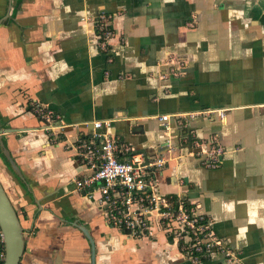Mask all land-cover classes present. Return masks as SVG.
<instances>
[{"label":"crops","instance_id":"0c3cea01","mask_svg":"<svg viewBox=\"0 0 264 264\" xmlns=\"http://www.w3.org/2000/svg\"><path fill=\"white\" fill-rule=\"evenodd\" d=\"M102 15L113 31L109 64L95 32ZM33 103L65 128L43 130ZM162 115L176 137L161 193L199 205L245 264H264V0H0V129L16 130L0 135V180L26 231L20 264H223L190 257L166 230L126 237L76 190L87 175L78 141L93 122H111L103 132L119 142V160L150 161L165 153ZM214 138L227 152L208 169L197 143ZM75 224L95 241L94 263Z\"/></svg>","mask_w":264,"mask_h":264},{"label":"built area","instance_id":"2783aa9c","mask_svg":"<svg viewBox=\"0 0 264 264\" xmlns=\"http://www.w3.org/2000/svg\"><path fill=\"white\" fill-rule=\"evenodd\" d=\"M94 22L98 45L107 51L113 31L105 15ZM108 62L112 63L113 59L109 58ZM173 63L168 57L164 65L172 66ZM179 73L180 68L170 69L171 75L177 76ZM32 110L43 122V130L56 134L57 130L65 128L60 115L47 106L33 103ZM206 113L217 114L221 119L226 117L224 110ZM189 116L196 115L190 113ZM171 119V115L157 117L165 135V153L150 161H145L140 155H134L128 161L119 160V142L108 132H103L111 127V122H93L91 133L81 136L78 141L79 162L87 175L75 179L76 190L96 203L109 227L128 238H150L156 232L166 230L173 234L178 247L194 259L220 255L223 264H245L216 236L211 221L201 212L199 205L184 200L180 195L167 196L161 193L158 175L168 164L166 154L175 150L173 140L176 136ZM212 142L207 147L197 143L200 148L196 153L197 158L208 169L218 168L220 159L227 152L216 138ZM4 256L2 249L1 261Z\"/></svg>","mask_w":264,"mask_h":264},{"label":"water","instance_id":"95a60500","mask_svg":"<svg viewBox=\"0 0 264 264\" xmlns=\"http://www.w3.org/2000/svg\"><path fill=\"white\" fill-rule=\"evenodd\" d=\"M16 130L13 129H0V135L6 133H13ZM3 156L9 163L11 169L23 181L26 183L25 176L11 155V152L3 143ZM76 227L87 237L92 247V260L95 262V241L92 238L89 230L80 224H75ZM0 233L1 241L4 249L3 264H20L21 259L26 249V236L25 229L22 226L19 214L13 205L5 187L0 180ZM56 264H60V260H57Z\"/></svg>","mask_w":264,"mask_h":264},{"label":"trees","instance_id":"16d2710c","mask_svg":"<svg viewBox=\"0 0 264 264\" xmlns=\"http://www.w3.org/2000/svg\"><path fill=\"white\" fill-rule=\"evenodd\" d=\"M104 53H105V55H106V62L108 63V59L109 58H112V54H111V50L110 49H108L107 51H103ZM113 59V58H112ZM113 61H114V59H113ZM109 64V63H108ZM210 258V257H209ZM1 264H3V261L1 262Z\"/></svg>","mask_w":264,"mask_h":264}]
</instances>
